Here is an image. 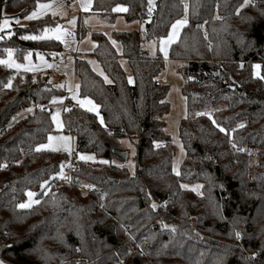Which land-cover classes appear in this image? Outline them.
Returning a JSON list of instances; mask_svg holds the SVG:
<instances>
[{
  "label": "trees",
  "instance_id": "obj_1",
  "mask_svg": "<svg viewBox=\"0 0 264 264\" xmlns=\"http://www.w3.org/2000/svg\"><path fill=\"white\" fill-rule=\"evenodd\" d=\"M37 2L0 0V19L23 18ZM153 4V15L148 0H93L91 9L114 22L117 13L112 9L123 5L126 21L143 23L145 35L155 39L166 36L175 20L187 18L169 50L187 76L184 92L190 112L179 128L186 150L179 175L173 171L174 148L163 119L170 109L168 86L157 79L164 59L140 48L139 30L115 31L112 38L93 33L92 54L111 83L85 59L75 61L79 95L95 100L103 122L96 113L73 105L63 113L65 128L78 152L108 163L78 160L71 182L55 185L65 163L62 153L36 150L53 131L45 107L61 90L41 75L0 64L4 264H264V236L243 229L264 209V0ZM55 24L47 17L14 25L12 35L0 39V56L6 49L19 58L29 50L59 51L55 39H23ZM112 40L120 43V51ZM121 57L127 60L131 83ZM254 65H260V76L254 75ZM10 78L11 86L5 87ZM124 138L136 147L133 173L113 162L121 160ZM249 150L257 153L254 166ZM44 181L48 183L41 187ZM182 182H200L202 195L181 187ZM78 184L94 188L82 192ZM28 191H35L40 203L17 207ZM236 232L241 233L239 242Z\"/></svg>",
  "mask_w": 264,
  "mask_h": 264
},
{
  "label": "rangeland",
  "instance_id": "obj_2",
  "mask_svg": "<svg viewBox=\"0 0 264 264\" xmlns=\"http://www.w3.org/2000/svg\"><path fill=\"white\" fill-rule=\"evenodd\" d=\"M49 2L50 0L39 1V3H49ZM54 6H55V14H53V10H46L42 15H39L37 18L34 19L50 17L56 22V24L45 29H55L57 25H60L62 30H65L66 32H71L72 35H65L63 41L57 40L60 42L61 48L59 51L52 52L51 54L42 51L34 52L29 50L24 53L22 58H19L15 54V51L12 49L13 50L12 59L16 63L27 65L30 62L31 66H33L35 70L28 71L23 67L20 69H16V68H10V69H12L17 73H31L33 75H41L43 80L49 81V83H51L53 87L61 90L59 93L52 96L49 102V106H47L46 109L51 112L52 120H53V115L58 114L59 121L62 125V127H57L56 122L53 120V125H54L53 131L49 135L70 137L69 144L71 147V152L64 150L58 151L65 156V163L68 164L70 162L71 153L76 152L79 157L81 155L94 157V159L92 160H84V161H99V163L102 164V161L105 160L98 159L93 154H83L78 152L76 149L74 136L65 128L63 113L68 107L76 105L83 109L89 110L90 106H81V104L79 103V100H83L85 97L90 99L94 104L98 105L93 98L79 95V91L76 87L77 78L75 74V61L79 58L85 59L96 73L100 75L101 73H103V75L101 76L104 79L106 76L108 80L111 81V78L104 71L100 62L92 54V51L96 46V41L94 40L93 33L96 32L103 33L107 35L109 38H112V35L115 31L139 30L140 22L138 20L132 22L126 21L124 14H122L121 12H116L117 16L115 18V21L110 22L107 18H103L96 12L92 11V9H89L88 11H84L80 6V0H54ZM36 10H37V5L27 16L31 15V13ZM25 17L23 18H14L9 16L4 17L9 20V26L7 28L0 29V36L9 37L7 33L13 32L12 28L14 25L25 26L28 25L31 20H34V19H26ZM183 18L185 17H182L180 19ZM73 19L75 20L74 24L69 23V21ZM175 21L173 23H175ZM183 27L180 29V34ZM44 30L39 36L44 35ZM170 31L171 28L169 32ZM48 36L50 38H45V39H55V37L51 33H49ZM141 36L145 44V50L150 55H160L164 59V67L161 70V72L158 74L157 79L159 82L164 83L168 86V93L166 95V100L170 103V109L163 116V119L165 120V131L167 134L170 135L173 144V148H174L173 169L175 168V171L174 170L173 171L177 174L180 173L181 171V165L186 155L185 147L180 138L179 128H180L181 120L190 114L187 107V98L184 92V85L187 81V76H185L181 71H179V66L181 65V63L178 60H174L169 57V50L171 45L168 48V56L167 58H165L164 54L159 50V39L149 38L147 35H145L143 23L141 24ZM112 42L113 43L115 42L114 44L116 48L120 51L121 50L120 43L114 40H112ZM68 50H71L73 54L67 55ZM29 53L31 54L29 56V59L25 60V56H28ZM53 53H55V55H53ZM41 56L43 57V61H41L40 59ZM6 59H8L7 51L4 55L0 56V60H6ZM120 61L122 66L126 70L128 76L132 77L126 58L121 57ZM49 64L52 65V67H48L47 65ZM2 65L8 67L5 64ZM70 88L71 91H69ZM74 94L77 96V99H73ZM92 112L96 114L98 112L99 113L98 117L102 121V116L99 111V107L97 108L96 111H92ZM47 142L48 140H46L44 143ZM122 145L124 147L123 152L126 153V158L121 157V160H114L113 162L117 163L118 165H125L130 170V172L133 173L135 170L134 155L136 152V147L131 140L126 138L122 139ZM255 163H256V159L254 158L251 160V165L254 166ZM55 185L58 184L55 183ZM182 185H188V187L185 189H191V190L196 185L202 186L200 182H182ZM78 186L81 188L82 192H85L84 189L86 188L83 187V184H78ZM52 187L51 186L46 187L44 190L48 192L52 189ZM201 189L202 187L199 189L200 193H201ZM31 192L35 193L33 199L38 200L36 196V192L35 191H31ZM27 201H28V196L24 202ZM256 215L257 217L255 223L253 225L243 227V229L254 230V232H256L261 238L262 236H264V209L261 208ZM186 221L190 225H192V220L188 219ZM161 222L163 226L168 225V222L166 220H161ZM195 231H197L199 235H203V233L201 231H198V229H195ZM3 233L6 235L7 231H3ZM126 233L128 237L132 238V236H130V234L126 231L123 233V235H125ZM249 235H251V232H249ZM234 238L235 241L237 242L240 241V239L236 238L235 234H234ZM2 245L3 242H0V246ZM124 262L125 260H123L120 264H124ZM0 264H4V260L1 256H0Z\"/></svg>",
  "mask_w": 264,
  "mask_h": 264
},
{
  "label": "snow or ice",
  "instance_id": "obj_3",
  "mask_svg": "<svg viewBox=\"0 0 264 264\" xmlns=\"http://www.w3.org/2000/svg\"><path fill=\"white\" fill-rule=\"evenodd\" d=\"M149 2V13L152 12V8L154 7L153 4V0H148ZM92 3L93 0H80V6L84 11H88L89 9H91L92 7ZM249 3V0H245V4ZM245 4H241L240 7H244ZM46 10H53V14H55V6H54V0H50L49 3H39V0L37 2V10L33 11L31 13V15L25 17L26 19H34L37 18L39 15H42L44 13V11ZM185 10H187V5H185ZM112 11L114 12H124L127 11V8H125L122 5H117L115 8L112 9ZM239 11V9H237V12ZM18 22V21H17ZM75 20H70L69 23L74 24ZM188 23L187 18H183V19H179L176 20L175 23H173L171 25V31L167 34V36L165 37H161L159 39V50L160 52H162L164 54V57L167 58L168 56V48L170 45H172L179 37L180 34V29L185 26ZM9 26V20L7 18L4 19H0V29L2 28H7ZM51 33L56 40H61L63 41V38L65 35H72L71 32H66L65 30H62L60 25H57L55 29H45L44 30V35L43 36H39V35H31V36H24L23 39H31V40H40V39H45V38H50L48 36V34ZM7 35H12L11 32H8ZM3 36H0V39H3ZM115 43V42H114ZM7 53H8V59L6 60H0V64H5L7 65L9 68H16V69H20V68H25L28 71H33L35 70V68L33 66H31L30 62L27 65H22V64H18L16 63L13 59H12V49H6ZM31 54L29 53L28 56H25V60L29 59V56ZM53 55H55V53H53ZM41 61H43V57H40ZM46 63V62H45ZM48 67H52V65H47ZM254 75L256 76H260V65H254ZM101 75H103V73H101ZM261 79H264V77H260ZM105 81L110 83L111 81L108 80V78L105 76ZM132 82L131 77H129V83ZM11 86V78L9 80V84L5 85V87H10ZM77 89L79 88V85L76 86ZM69 91H71V88L69 89ZM55 99V98H54ZM73 99H77V96L74 94L73 95ZM79 103L81 104V106H90L89 110L90 111H96L97 108L99 107L98 105L94 104L90 99H88L87 97H85L83 100H79ZM29 111H31V109H29ZM97 115H99V113L97 112ZM197 115H201V113H197ZM203 115H210L209 113H203ZM53 120L56 122L57 127H62L59 118H58V114H54L53 115ZM103 122V121H101ZM213 124H216V121L213 120L212 121ZM244 125L243 124H239L237 125V127L242 128ZM216 127L219 128V130L221 132H225L226 129L221 127L219 124H216ZM232 131H235V129H233ZM48 142L47 143H43V144H39L37 145L36 150L40 151L43 149H50L52 151H60V150H64V151H68L71 152V147L69 144L70 141V137L67 136H52L49 135L47 138ZM159 146V145H157ZM233 147H236L235 144H233ZM239 151H244V149H238ZM79 159L81 160H92L94 159V157L92 156H83L81 155L79 157ZM19 163V162H17ZM102 163H108L107 161H102ZM6 165H0V167H5ZM175 171V168L173 169ZM58 175L62 176L63 173H58ZM177 175H179V173H177ZM48 183V181H44L41 184V187H44L46 184ZM83 187L85 188H94V185H83ZM181 187L187 188L188 185H181ZM201 185H196L192 188L193 191H196L198 194H201L199 192V189L201 188ZM35 193L28 191L27 192V196H28V201L24 202V203H20L17 205V207L19 208H30L33 204H38L40 203L39 200H35L33 199ZM101 207H103V205H101ZM151 207L153 209L157 208V205L155 203H153L151 205ZM165 228H171V230L173 232L176 231L174 226H169V225H164ZM235 236L237 239H240L241 237V233L240 232H236ZM62 238V236H61ZM78 250V249H77Z\"/></svg>",
  "mask_w": 264,
  "mask_h": 264
},
{
  "label": "built area",
  "instance_id": "obj_4",
  "mask_svg": "<svg viewBox=\"0 0 264 264\" xmlns=\"http://www.w3.org/2000/svg\"><path fill=\"white\" fill-rule=\"evenodd\" d=\"M153 13L154 12L152 10L150 15H153ZM140 32H141V30H140ZM140 48L145 49V44H144L143 40L140 43ZM67 54L68 55H72L73 53H72L71 50H68ZM38 108L41 109L42 106H39ZM238 149H241V148L240 147L236 148L237 151H239ZM249 152H250V157L252 159L257 157V153L255 151L249 150ZM78 160H81V159H79V156L77 155V153L76 152H72L71 155H70V162L68 164H66V163L63 164V172H62L63 175L61 176L59 181L56 182L57 184L60 183V182H71L72 181V172L75 169H77ZM89 190H90V188L84 189L85 192H88Z\"/></svg>",
  "mask_w": 264,
  "mask_h": 264
},
{
  "label": "crops",
  "instance_id": "obj_5",
  "mask_svg": "<svg viewBox=\"0 0 264 264\" xmlns=\"http://www.w3.org/2000/svg\"><path fill=\"white\" fill-rule=\"evenodd\" d=\"M123 6V5H122ZM125 7V6H124ZM126 8V7H125ZM126 11H124V12H121L122 14H124ZM141 30V22H140V27H139V31ZM131 31H133V30H131ZM130 32V31H129ZM68 55V54H67ZM75 74H76V71H75ZM76 78H77V75H76ZM76 81H77V85H78V78L76 79Z\"/></svg>",
  "mask_w": 264,
  "mask_h": 264
},
{
  "label": "water",
  "instance_id": "obj_6",
  "mask_svg": "<svg viewBox=\"0 0 264 264\" xmlns=\"http://www.w3.org/2000/svg\"><path fill=\"white\" fill-rule=\"evenodd\" d=\"M118 155L122 158H126V153L124 152H118Z\"/></svg>",
  "mask_w": 264,
  "mask_h": 264
}]
</instances>
